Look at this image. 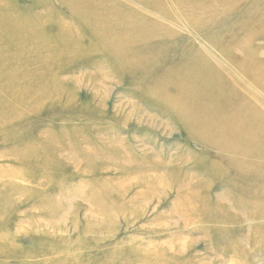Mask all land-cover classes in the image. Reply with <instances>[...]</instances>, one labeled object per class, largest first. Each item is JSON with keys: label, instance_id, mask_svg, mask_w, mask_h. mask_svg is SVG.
Segmentation results:
<instances>
[{"label": "rangeland", "instance_id": "1", "mask_svg": "<svg viewBox=\"0 0 264 264\" xmlns=\"http://www.w3.org/2000/svg\"><path fill=\"white\" fill-rule=\"evenodd\" d=\"M0 264H264V0H0Z\"/></svg>", "mask_w": 264, "mask_h": 264}, {"label": "bare ground", "instance_id": "2", "mask_svg": "<svg viewBox=\"0 0 264 264\" xmlns=\"http://www.w3.org/2000/svg\"><path fill=\"white\" fill-rule=\"evenodd\" d=\"M228 73V72H227ZM235 82V81H234ZM246 87V86H245ZM245 90V92H246V89H244ZM248 91V90H247Z\"/></svg>", "mask_w": 264, "mask_h": 264}]
</instances>
